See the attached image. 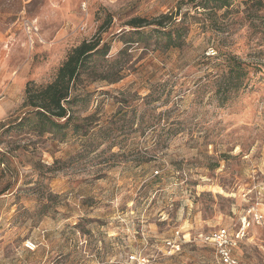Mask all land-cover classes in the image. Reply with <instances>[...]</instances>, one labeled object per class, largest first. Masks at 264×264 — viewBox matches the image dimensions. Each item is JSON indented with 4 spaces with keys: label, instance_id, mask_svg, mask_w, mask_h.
Listing matches in <instances>:
<instances>
[{
    "label": "rangeland",
    "instance_id": "obj_1",
    "mask_svg": "<svg viewBox=\"0 0 264 264\" xmlns=\"http://www.w3.org/2000/svg\"><path fill=\"white\" fill-rule=\"evenodd\" d=\"M179 1L0 0V121L21 113L26 83H50L69 52L99 27L112 59L131 18L153 19ZM246 7L235 8L230 34L221 40L202 32L196 23L202 17L183 6L192 24L181 49L135 45L131 68L118 83L89 86L107 95L92 94L79 115L92 113L104 98L103 118L134 121L131 130L117 133L125 145L111 150L117 156L109 162L123 163L107 168L99 163L109 154L97 153L58 174L49 184L57 199L46 216L37 217L34 196L21 192L35 174L32 160L20 155L13 192L0 196V264H136L141 258L218 264L202 238L218 228L233 233L247 221L233 254L241 264H264V219L251 220L253 212L264 218V12L251 18L240 13ZM209 50L216 54L207 57ZM228 53L252 67L246 88L220 105L217 59ZM46 150L41 159L50 165ZM68 154L72 143L54 156ZM175 232L183 244L170 256L165 241Z\"/></svg>",
    "mask_w": 264,
    "mask_h": 264
},
{
    "label": "trees",
    "instance_id": "obj_2",
    "mask_svg": "<svg viewBox=\"0 0 264 264\" xmlns=\"http://www.w3.org/2000/svg\"><path fill=\"white\" fill-rule=\"evenodd\" d=\"M243 5L247 7L240 13L251 18L264 12V0H180L174 11L153 19L133 17L126 23L128 32H120L123 47L112 59L108 58L110 45L101 39L100 34L105 29L102 25L90 40L82 41L69 52L50 83L44 86L26 83L21 113L0 121V182L5 181L0 196L13 192L19 176L16 160L20 155L32 160L34 181L25 184L21 192L34 196L37 217L48 215L51 201L57 199L49 187L50 182L58 174L68 173L72 165H79L97 153L109 154L99 163L107 168L123 163L109 162L117 156L111 150L125 145L126 138L117 133L131 130L134 121L114 116L103 118L100 113L104 98L96 102L92 113L79 115L78 110L88 105L92 94L107 95L104 91L91 92L89 86L118 83L122 74L131 68L130 50L135 45L136 48L152 45L166 51L181 49L192 24L187 21L189 14L182 13L183 6H191L194 13L202 17L196 22L202 32H214L223 40L230 34V15ZM217 61L223 72L217 77L215 96L218 103L224 105L231 94L246 88L248 70L252 66L229 53L221 54ZM112 105L115 107L116 102ZM120 112L121 108L116 113ZM67 143L73 144V154L56 158L54 154L59 147ZM44 150L52 155L50 165L41 159Z\"/></svg>",
    "mask_w": 264,
    "mask_h": 264
},
{
    "label": "built area",
    "instance_id": "obj_3",
    "mask_svg": "<svg viewBox=\"0 0 264 264\" xmlns=\"http://www.w3.org/2000/svg\"><path fill=\"white\" fill-rule=\"evenodd\" d=\"M216 53L213 50L206 52L207 57H213ZM263 216L258 212L252 213V224H261ZM251 225V222L247 221L242 223L241 227L230 233L225 228H218L205 235L203 241L212 245L215 250V256L218 264H241L239 260L234 256L233 250L238 243L244 238L245 231ZM181 237L179 232H175L174 236L165 241V247L168 250V255H174L181 250L182 246ZM25 247L28 250H33L34 245L31 242H27ZM136 264H147V261L143 258L135 260Z\"/></svg>",
    "mask_w": 264,
    "mask_h": 264
},
{
    "label": "bare ground",
    "instance_id": "obj_4",
    "mask_svg": "<svg viewBox=\"0 0 264 264\" xmlns=\"http://www.w3.org/2000/svg\"><path fill=\"white\" fill-rule=\"evenodd\" d=\"M219 190V189H218ZM214 191V190H213ZM217 191V190H216ZM223 191H219V193H222ZM225 193V192H224Z\"/></svg>",
    "mask_w": 264,
    "mask_h": 264
}]
</instances>
